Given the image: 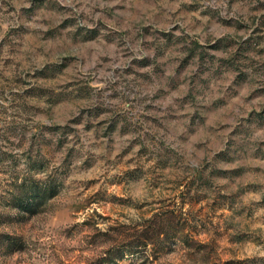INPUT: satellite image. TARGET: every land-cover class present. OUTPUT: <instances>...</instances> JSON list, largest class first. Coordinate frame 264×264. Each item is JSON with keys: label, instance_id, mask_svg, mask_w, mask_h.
I'll list each match as a JSON object with an SVG mask.
<instances>
[{"label": "rangeland", "instance_id": "374dc122", "mask_svg": "<svg viewBox=\"0 0 264 264\" xmlns=\"http://www.w3.org/2000/svg\"><path fill=\"white\" fill-rule=\"evenodd\" d=\"M0 264H264V0H0Z\"/></svg>", "mask_w": 264, "mask_h": 264}, {"label": "trees", "instance_id": "16d2710c", "mask_svg": "<svg viewBox=\"0 0 264 264\" xmlns=\"http://www.w3.org/2000/svg\"><path fill=\"white\" fill-rule=\"evenodd\" d=\"M54 195L55 190L51 184L44 183L39 185L38 183H35V185L30 188L29 195L25 193L18 198L17 208L18 210H23L28 214H34L48 199H50ZM5 237L8 238V241L11 245H14V241L11 237Z\"/></svg>", "mask_w": 264, "mask_h": 264}]
</instances>
